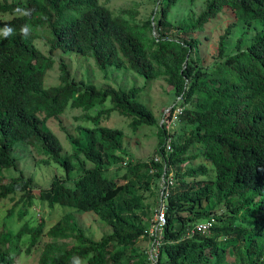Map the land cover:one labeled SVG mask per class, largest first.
I'll return each mask as SVG.
<instances>
[{
	"label": "trees",
	"instance_id": "1",
	"mask_svg": "<svg viewBox=\"0 0 264 264\" xmlns=\"http://www.w3.org/2000/svg\"><path fill=\"white\" fill-rule=\"evenodd\" d=\"M179 1H158L160 31L155 36L152 20L139 24L114 16L99 0H26L25 4L0 0V29H13L8 36L0 35V173L18 170L12 157L17 143L41 148L48 157L42 163L60 165L66 179L81 173L73 186L56 179L42 198L50 207L94 213L112 230L96 241L69 212L47 234L74 242L47 243L39 264H72L73 257L85 264H149L146 250L139 247L141 240L147 241L144 197L136 194L132 182L122 184L107 174V163L124 162V132L97 126L87 136L68 134L72 153L65 156L62 142L46 123L68 107L89 112L107 101L111 109L93 118L98 125L112 111L131 118L135 129L156 126L158 120L141 102V90H102L76 83L64 62L58 84L48 86L55 65L51 56L58 51L92 59L101 70L114 67L147 80L163 79L183 100L186 108L179 118L190 130L187 137L173 140L166 164L152 160L130 165L135 175L155 170L152 177L166 181L174 168L182 173L177 174V186L167 184L165 189L168 210L162 258L168 264H264V0H207L198 18L176 26L178 32L196 34L223 13L232 14L237 22L261 26L253 44L242 49L240 40L232 56L226 54L225 42L237 22L229 26L220 39L218 60L207 69L192 58L199 39L186 42L165 36L174 29L169 15ZM17 8L31 10V15L16 12ZM24 25L31 29L27 36L21 33ZM40 32L48 33L50 57L35 45ZM166 135L165 126H159L158 153L164 157ZM194 146L203 149L204 161L184 171ZM33 183L21 171L8 182L0 179V200L21 205L24 218L34 201ZM204 221L213 223L209 235L187 236ZM45 224L44 220L35 227L26 223L19 230V238L31 237L29 251L44 234ZM0 264H18L10 238L2 235Z\"/></svg>",
	"mask_w": 264,
	"mask_h": 264
},
{
	"label": "rangeland",
	"instance_id": "2",
	"mask_svg": "<svg viewBox=\"0 0 264 264\" xmlns=\"http://www.w3.org/2000/svg\"><path fill=\"white\" fill-rule=\"evenodd\" d=\"M159 0H99L101 4L106 6L114 16H122L136 23H143L146 20H152L156 28V36L159 35L158 20L160 17ZM207 0H180L171 10L169 21L173 24L174 29L170 33H165L166 37H175L179 40L190 42L197 38L200 45L193 52V60L202 68H212L219 56V43L223 35L226 34L227 28L233 26L237 21L232 14L223 13L212 20L205 31L196 34L178 32L176 26L190 22V19H196L205 10ZM10 3L25 4L26 0H9ZM70 14L66 17L68 18ZM1 19H10V16H2ZM261 30L259 24L249 26L245 23L237 22L231 34L226 39V54L232 56L238 52V43L242 40V49L249 48L254 37ZM2 33H0L1 35ZM48 33H39L36 39V47L47 57H50V43ZM55 65L49 72L47 81L48 86L57 85L60 76V65L64 62L70 69L72 78L76 83L92 84L102 90L122 89L128 90L137 88L141 90L140 100L146 104L154 113L158 120L156 126H140L135 129L132 126V119L122 116L118 111L105 113L100 120L99 125L93 120L100 112L111 109L110 101L104 105H97L89 112L81 109L68 107L66 112L59 118L49 119L46 123L48 129L54 132L64 146V155L71 156L72 146L69 141L68 134L77 136L79 134L87 136L89 130L101 126L108 128L121 129L124 132V162L118 164L107 163V174L126 184L132 182L135 186L136 194L144 197L145 210L142 212L144 218V227L149 228L155 212L159 205L162 189L165 182L160 178L152 177L156 172L151 170L147 172L142 170L137 175L130 171V165L150 162L160 159L158 153L159 145V126H165L167 133L171 134L174 141L179 138L187 137L190 127L179 118L177 121L167 119L163 123L164 117L172 108L180 107L183 111V100L176 96L174 88L166 83L163 79L147 80L140 75L126 70L109 67L106 70L99 69L92 59H88L76 54H64L58 51L53 56ZM188 107V106H187ZM200 146H194L189 153V162L183 165L184 171L190 168L198 167L204 160L201 157L203 149ZM120 154V152H119ZM197 156V157H195ZM12 157L17 160L18 170L10 169L0 173V179L4 182L10 181L21 171L26 177H32L34 183L32 191L34 201L27 215L21 217V205L15 207L11 199L0 200V235L10 238L11 253L15 257L18 264H39L41 253L45 245L49 242L58 244L74 242L69 240H54L47 234L49 229L61 220L65 214L73 213L76 222L84 229L87 236L100 241L104 236L112 233L111 228L103 223L94 213H84L70 208L61 206L50 207L48 202L42 198V193L48 191L56 179L66 180L68 185L73 186L74 182L81 176V173L74 172L69 179H66V171L60 165L51 163L45 165L43 160L48 159L45 152L39 147H31L23 142L15 145ZM83 160V157H81ZM92 167L88 164V168ZM173 176L171 181L177 186L179 180L177 174H182L179 168L172 170ZM176 175V176H175ZM149 181V187L146 182ZM190 181V180H188ZM20 199V195L15 197L16 202ZM41 220L45 221L44 234L39 238L38 244L30 249L31 237L17 236L19 230L24 224L37 226ZM139 247L142 250L147 249V241L141 240ZM85 264V261H83Z\"/></svg>",
	"mask_w": 264,
	"mask_h": 264
},
{
	"label": "built area",
	"instance_id": "3",
	"mask_svg": "<svg viewBox=\"0 0 264 264\" xmlns=\"http://www.w3.org/2000/svg\"><path fill=\"white\" fill-rule=\"evenodd\" d=\"M154 35L156 36V32H154ZM183 110L178 107L173 110L170 109L168 112V115L164 117L163 123L166 122L167 119L172 121H177L182 115ZM173 138L171 134L167 133L166 139H165V157L161 156L160 159H155V162H163L166 164V158L169 154L173 152ZM163 160V161H162ZM168 179L169 181H166L165 179H162V181L165 182V187L162 189L161 197L159 200V205L155 212V218L153 219L151 225L149 228L145 231V237L147 238V249H146V257L149 262V264H168L163 258H162V247L164 243V235L165 230L167 226V219H166V213L168 210V204H167V197L165 194L166 185L171 186L174 183ZM167 182V183H166ZM168 191V189H167ZM213 223L211 221H204L200 222L196 226H194L189 232L188 237L194 236L196 233H200L203 235H209L212 231Z\"/></svg>",
	"mask_w": 264,
	"mask_h": 264
},
{
	"label": "clouds",
	"instance_id": "4",
	"mask_svg": "<svg viewBox=\"0 0 264 264\" xmlns=\"http://www.w3.org/2000/svg\"><path fill=\"white\" fill-rule=\"evenodd\" d=\"M15 11L16 12L23 11V14L26 16L31 15V10H21L20 8H17ZM30 30H31L30 26L28 25H24L21 27V33L25 36H27L30 33ZM12 32H13V29H11L10 27H5L4 29H0V33H2L4 36L10 35ZM72 264H83V262L81 261L79 257H73Z\"/></svg>",
	"mask_w": 264,
	"mask_h": 264
}]
</instances>
